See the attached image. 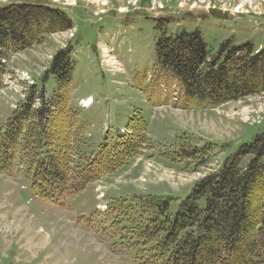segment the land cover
<instances>
[{
  "label": "rangeland",
  "instance_id": "obj_1",
  "mask_svg": "<svg viewBox=\"0 0 264 264\" xmlns=\"http://www.w3.org/2000/svg\"><path fill=\"white\" fill-rule=\"evenodd\" d=\"M22 2L61 9L74 28L7 55L0 127L57 51L71 46L76 67L70 105L80 112L91 143L99 144L107 132L122 134L138 110L148 123L151 146L117 173L57 202L38 196L24 170L0 173V264H136L133 251L100 228L110 223L112 199L171 197L175 212L196 181L264 132V93L211 109L150 103L161 33L199 32L210 54L227 39L264 48V0H0V7ZM54 82L52 77L49 94ZM86 98L91 102L83 107ZM207 143L203 165H189L183 150Z\"/></svg>",
  "mask_w": 264,
  "mask_h": 264
},
{
  "label": "trees",
  "instance_id": "obj_2",
  "mask_svg": "<svg viewBox=\"0 0 264 264\" xmlns=\"http://www.w3.org/2000/svg\"><path fill=\"white\" fill-rule=\"evenodd\" d=\"M73 28L65 11L45 4L1 6L0 90L10 52ZM71 53V46L57 51L0 127V173L24 170L34 192L55 202L117 173L151 146L148 123L138 110L126 126L128 133L107 132L99 144L91 143L80 112L70 105L76 67ZM157 55L154 99L148 97L152 104L211 109L264 93V48L249 41L227 39L210 54L199 32L163 31ZM209 145L185 148L189 165H203ZM172 202L151 194L113 198L107 208L110 223L100 228L132 250L136 264H264V132L241 143L219 168L196 181L175 212Z\"/></svg>",
  "mask_w": 264,
  "mask_h": 264
},
{
  "label": "bare ground",
  "instance_id": "obj_3",
  "mask_svg": "<svg viewBox=\"0 0 264 264\" xmlns=\"http://www.w3.org/2000/svg\"><path fill=\"white\" fill-rule=\"evenodd\" d=\"M85 101H86V104H90V102H91V99L90 98H87V99H85Z\"/></svg>",
  "mask_w": 264,
  "mask_h": 264
}]
</instances>
